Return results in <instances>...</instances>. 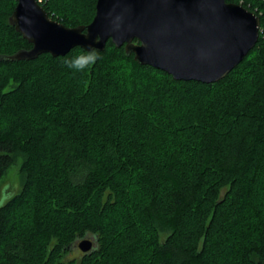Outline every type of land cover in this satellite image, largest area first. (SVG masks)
Wrapping results in <instances>:
<instances>
[{"label":"trees","instance_id":"trees-1","mask_svg":"<svg viewBox=\"0 0 264 264\" xmlns=\"http://www.w3.org/2000/svg\"><path fill=\"white\" fill-rule=\"evenodd\" d=\"M36 1L72 28L97 0ZM15 6L0 0L3 56L31 48L8 23ZM242 6L258 41L212 84L111 41L0 62V181L17 160L23 179L1 201L0 264H264V0Z\"/></svg>","mask_w":264,"mask_h":264},{"label":"water","instance_id":"water-1","mask_svg":"<svg viewBox=\"0 0 264 264\" xmlns=\"http://www.w3.org/2000/svg\"><path fill=\"white\" fill-rule=\"evenodd\" d=\"M8 23L31 48L0 62L64 57L75 48L103 52L111 41L141 66L202 84L227 76L261 33L259 17L226 0H97L92 21L72 28L50 19L36 0H16ZM92 247L90 239L77 244L83 253Z\"/></svg>","mask_w":264,"mask_h":264},{"label":"rangeland","instance_id":"rangeland-1","mask_svg":"<svg viewBox=\"0 0 264 264\" xmlns=\"http://www.w3.org/2000/svg\"><path fill=\"white\" fill-rule=\"evenodd\" d=\"M252 1H257V0H252ZM252 1L251 0H238V4L241 6L246 5V7L249 8V6L252 5ZM54 15H56L55 12L52 13L53 17H55ZM59 17L64 18V19H69L68 18L69 16H67L65 13H61ZM20 165H21V160H17L16 163L13 164L8 169L5 176L0 181V206H2L3 204V202L1 201L19 194V192L22 189L23 179L19 171ZM222 193H224V190L222 191ZM161 238H165V236H162ZM148 244H151V243H148ZM80 255H81L80 251H75L72 253L71 256L75 258V257H80Z\"/></svg>","mask_w":264,"mask_h":264}]
</instances>
